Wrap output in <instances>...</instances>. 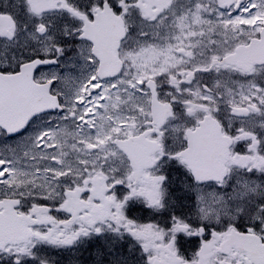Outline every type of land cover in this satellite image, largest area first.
<instances>
[{
	"label": "snow or ice",
	"instance_id": "obj_1",
	"mask_svg": "<svg viewBox=\"0 0 264 264\" xmlns=\"http://www.w3.org/2000/svg\"><path fill=\"white\" fill-rule=\"evenodd\" d=\"M0 264H264V0H0Z\"/></svg>",
	"mask_w": 264,
	"mask_h": 264
}]
</instances>
